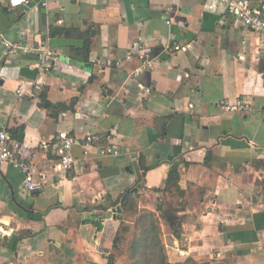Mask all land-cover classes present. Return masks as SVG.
Segmentation results:
<instances>
[{
    "label": "crops",
    "instance_id": "obj_1",
    "mask_svg": "<svg viewBox=\"0 0 264 264\" xmlns=\"http://www.w3.org/2000/svg\"><path fill=\"white\" fill-rule=\"evenodd\" d=\"M9 1L0 32L22 49L7 57L0 46V130L21 131L16 157L43 189L28 192L19 169L0 167V264H108L119 201L138 185L141 210L179 205L178 220H162L170 264H264V34L221 0ZM40 46L58 52L48 74L31 52ZM142 57L151 66L137 74ZM239 98L249 113L219 108ZM59 132L81 143L67 172L41 147ZM87 136L119 155L86 151ZM174 171L185 196L160 192Z\"/></svg>",
    "mask_w": 264,
    "mask_h": 264
},
{
    "label": "built area",
    "instance_id": "obj_2",
    "mask_svg": "<svg viewBox=\"0 0 264 264\" xmlns=\"http://www.w3.org/2000/svg\"><path fill=\"white\" fill-rule=\"evenodd\" d=\"M50 0H39L40 7H47ZM226 6L231 16L235 18L237 23L251 32L258 34H264V2L253 3L251 0H221ZM31 0H10V8L18 7H30ZM63 21H59L62 24ZM170 24V22H168ZM3 46L6 50V56H12L22 49L18 45L8 42L3 34L0 32V46ZM189 46L177 45L172 47L171 51L176 53H184L188 51ZM28 50V49H25ZM29 52V51H28ZM38 55V60L41 65V71L43 74H48L53 68L54 61L58 56V52L48 47L40 46L34 51H31ZM144 59L142 68L136 73L138 74L142 70L150 68V61ZM149 59V57H148ZM120 64L118 63V66ZM38 88V85H35ZM25 84L22 83L18 90V96H22L26 92ZM118 102H121L120 100ZM193 108V105L190 106ZM219 108L226 113H240L247 114L251 111V103L247 98H239L234 103H230L226 100H222L219 103ZM86 151H89L94 146L98 147V153L101 157L104 156H118L119 150L108 144L101 146L102 140L99 136H87L82 142ZM49 141H44L41 144L42 149L49 150L51 146L56 151L59 159V167L67 172L72 170L75 159L73 156V149L75 146L81 144L75 137L66 132H59L54 139L53 144ZM20 149V144L13 138L11 132L6 128L0 130V167L6 164H11L15 168L19 169L24 176V187L28 192H38L43 189V182H37L34 177V165L28 161H22L16 157V153ZM9 237V232L0 229V239H6Z\"/></svg>",
    "mask_w": 264,
    "mask_h": 264
},
{
    "label": "trees",
    "instance_id": "obj_3",
    "mask_svg": "<svg viewBox=\"0 0 264 264\" xmlns=\"http://www.w3.org/2000/svg\"><path fill=\"white\" fill-rule=\"evenodd\" d=\"M68 108L56 107L53 108L52 116L57 118L61 112H66ZM13 138L19 142L22 141L23 134L20 135L16 130L10 131ZM179 176L177 172H173L167 182L166 189L160 192L168 193L171 190H176L179 195L185 196L178 187ZM143 188L142 185H138L134 188L126 190L122 195L119 203L121 204L124 215L133 217V225L129 224L125 220L122 221L118 236L116 238L113 252L109 257L108 264H122V261L117 256L121 253V247L124 244H128L127 252L123 250V254H126L128 260L131 263L128 264H170L168 261L165 246L161 237V229L156 217L161 218L173 224L179 219L178 206L176 204H163L157 207L159 216L151 211L139 209V191ZM199 193V190H195ZM130 237V238H129ZM184 264H196L192 260L186 261Z\"/></svg>",
    "mask_w": 264,
    "mask_h": 264
},
{
    "label": "rangeland",
    "instance_id": "obj_4",
    "mask_svg": "<svg viewBox=\"0 0 264 264\" xmlns=\"http://www.w3.org/2000/svg\"><path fill=\"white\" fill-rule=\"evenodd\" d=\"M157 220H158V223H159V226H160V229H161V237H162V241H163V244L165 246V249H166V253H167V247H166V242L170 245V236L169 234L171 235L173 233V228L167 224V226L165 225V228H164V220L163 218H161V216L159 217H156ZM126 221L128 222L129 224L133 225V221L135 220L133 217H129L127 215H124L123 213V221ZM169 225V226H168ZM167 236V237H165ZM130 238V237H129ZM165 242V243H164ZM127 247H128V244H124L123 247H121V253L117 254V256L120 258V260L122 261V264H128V263H131V261L128 260V256L126 254H123V250L127 252ZM168 257V256H167Z\"/></svg>",
    "mask_w": 264,
    "mask_h": 264
},
{
    "label": "water",
    "instance_id": "obj_5",
    "mask_svg": "<svg viewBox=\"0 0 264 264\" xmlns=\"http://www.w3.org/2000/svg\"><path fill=\"white\" fill-rule=\"evenodd\" d=\"M137 173L139 174V171H137ZM16 239H17V237L15 235L11 238V241H10L11 246H10V248H12V244L14 245Z\"/></svg>",
    "mask_w": 264,
    "mask_h": 264
}]
</instances>
